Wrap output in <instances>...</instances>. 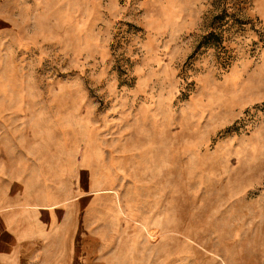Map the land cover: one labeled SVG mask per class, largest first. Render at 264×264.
<instances>
[{"label":"rangeland","instance_id":"374dc122","mask_svg":"<svg viewBox=\"0 0 264 264\" xmlns=\"http://www.w3.org/2000/svg\"><path fill=\"white\" fill-rule=\"evenodd\" d=\"M0 145L124 264H264V0H0Z\"/></svg>","mask_w":264,"mask_h":264},{"label":"crops","instance_id":"0c3cea01","mask_svg":"<svg viewBox=\"0 0 264 264\" xmlns=\"http://www.w3.org/2000/svg\"><path fill=\"white\" fill-rule=\"evenodd\" d=\"M26 155L0 148V264H124L123 232L82 212L81 181L60 182Z\"/></svg>","mask_w":264,"mask_h":264}]
</instances>
